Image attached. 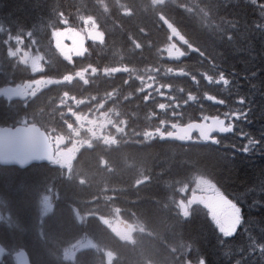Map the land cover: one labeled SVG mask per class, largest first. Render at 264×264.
Masks as SVG:
<instances>
[{"label":"trees","instance_id":"16d2710c","mask_svg":"<svg viewBox=\"0 0 264 264\" xmlns=\"http://www.w3.org/2000/svg\"><path fill=\"white\" fill-rule=\"evenodd\" d=\"M86 20L102 34L85 40L86 60L115 137L68 167L0 166V264H15L18 251L31 264H264V0H0V89L36 87L24 100L0 97V127L61 135L65 67L53 35L86 36ZM174 44L182 57L169 60ZM113 68L139 72L135 85L162 91L161 105L156 94L132 96L126 74H102ZM204 95L232 124L216 145L143 138L219 115ZM199 179L238 207L231 237L200 206L182 212ZM110 219L131 244L102 222Z\"/></svg>","mask_w":264,"mask_h":264},{"label":"water","instance_id":"95a60500","mask_svg":"<svg viewBox=\"0 0 264 264\" xmlns=\"http://www.w3.org/2000/svg\"><path fill=\"white\" fill-rule=\"evenodd\" d=\"M229 128L222 121L210 118L203 124L193 123L185 127V134L197 133L205 142L216 143L213 133L225 134ZM54 150L47 136L35 126L4 127L0 129V166H15L19 169L31 164L52 162ZM16 264H29L24 253L16 255Z\"/></svg>","mask_w":264,"mask_h":264},{"label":"flooded vegetation","instance_id":"af4514ba","mask_svg":"<svg viewBox=\"0 0 264 264\" xmlns=\"http://www.w3.org/2000/svg\"><path fill=\"white\" fill-rule=\"evenodd\" d=\"M65 58H69L70 55L65 52L64 53ZM158 95L160 97H162V92H159ZM67 102H68V98H66ZM80 108L78 105H76V103H74L73 105H68V103H66V107H65V118L63 120V123L65 126H67V129L70 130L72 128V125H79L80 127H83L84 130L86 132H88L91 136H93V138H95V131L99 130L100 127H102V124H99L97 119L92 117L91 119H87L86 121L84 120V117L81 118L80 115ZM89 116V115H86ZM106 128V126H105ZM169 129L170 134H168V132L166 133V138L165 139H169V140H173L176 142H189V141H199L198 139H195L194 137H192L189 141H187V139L184 137L183 132L172 125H169ZM158 135V133L156 134H151V138H153L154 136ZM165 139H160V140H165ZM68 140V141H67ZM65 142V144L67 145L68 142H72V138H68ZM76 141H74L75 143ZM202 190H199L197 192H200ZM206 196V198L204 197ZM196 199L199 200H205L207 202V211L209 214V217L211 216V212L209 210V205L211 203H214L217 205V210H216V217H219V221L220 223L223 225V232H224V237L233 235L236 231H237V226L239 224L240 221V214L235 213L234 211L231 210V202L227 201L224 199V197H221L219 195V193L217 192H212L211 190L206 192L205 195H202L200 193H197L195 195ZM223 208H228V211L226 213H221V209Z\"/></svg>","mask_w":264,"mask_h":264},{"label":"rangeland","instance_id":"374dc122","mask_svg":"<svg viewBox=\"0 0 264 264\" xmlns=\"http://www.w3.org/2000/svg\"><path fill=\"white\" fill-rule=\"evenodd\" d=\"M85 26L87 28V33H88V35L90 37H93L96 33H99L98 30H97V28H96V26L91 21H87L85 23ZM54 40H55V44L58 47H60V48H62V46H64L63 45L64 42H67V41H68V43L75 42V45H72V47L75 48V49H78L79 48V46H80L79 43L81 41L80 40V37L78 35L69 33L68 31L63 32V33H57L54 36ZM63 50H65V49H63ZM8 93H9L8 90H4V91H1L0 92V95L6 97V96H8ZM59 157L61 158L62 156L59 155ZM197 183H198V186L195 187V190L198 189V188L199 189H207L209 187L206 183H203V181H198ZM190 203L191 204L192 203H195V201L191 198ZM202 203H204V205H207L206 199ZM213 205H215V207H213ZM209 208H210V212H211L210 215L211 216H216L217 205L214 204V203H211L209 205ZM181 209H183V210L185 209L184 204L181 205ZM234 212L235 213H238V211H234ZM217 224L219 226V224H220V221L219 220H218ZM111 227H112V229L114 231H118V233L120 235H122L124 233V230L122 228H119V226L116 225V224L112 225ZM222 229H223V226L220 225V230H222Z\"/></svg>","mask_w":264,"mask_h":264},{"label":"snow or ice","instance_id":"6c2138e0","mask_svg":"<svg viewBox=\"0 0 264 264\" xmlns=\"http://www.w3.org/2000/svg\"><path fill=\"white\" fill-rule=\"evenodd\" d=\"M219 195H220L221 197H224L225 200H227V197L224 196V193H223L222 191L219 192ZM213 207H215V205H213ZM231 208H232V210H234V211H239L238 207H237L234 203L231 204ZM227 211H228V208H223V209H221V213H222V214H223V213H226ZM210 219L212 220V222H213L214 225H217V222H218L219 217H216V216H210Z\"/></svg>","mask_w":264,"mask_h":264}]
</instances>
